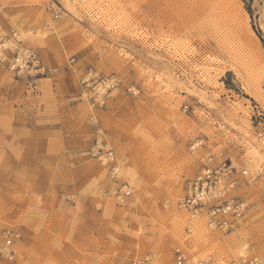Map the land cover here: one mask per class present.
I'll return each mask as SVG.
<instances>
[{"label": "rangeland", "instance_id": "obj_1", "mask_svg": "<svg viewBox=\"0 0 264 264\" xmlns=\"http://www.w3.org/2000/svg\"><path fill=\"white\" fill-rule=\"evenodd\" d=\"M0 8L7 60L27 47L51 69L0 62V242L20 235L14 264H176L177 247L190 262H264V0ZM220 154L247 173L232 190L242 214L211 230L180 201Z\"/></svg>", "mask_w": 264, "mask_h": 264}, {"label": "built area", "instance_id": "obj_2", "mask_svg": "<svg viewBox=\"0 0 264 264\" xmlns=\"http://www.w3.org/2000/svg\"><path fill=\"white\" fill-rule=\"evenodd\" d=\"M6 49L3 44L0 49V62L6 63L18 76L45 75L51 71L43 63L40 55L32 49L16 47L15 55L10 60H7L4 51ZM187 109L188 105L185 104V110ZM217 158L218 156H209L201 172L186 181L184 197L180 201V206L190 211L192 217L204 215L206 226L211 230L229 229L234 224L233 219L242 214V205L232 190L237 187L239 176L242 177L247 173L245 169L236 170L231 161L223 158L222 154L220 160ZM129 194L130 192L126 191L120 198L123 199ZM3 236L4 241L0 242V264H14L15 241L20 235L14 230L7 229ZM5 260L10 263H6ZM175 262L176 264H212L210 261L190 262L186 251L181 247L175 249ZM132 264H150V259L147 256L141 260H134ZM239 264H264V262L255 256H243Z\"/></svg>", "mask_w": 264, "mask_h": 264}, {"label": "bare ground", "instance_id": "obj_3", "mask_svg": "<svg viewBox=\"0 0 264 264\" xmlns=\"http://www.w3.org/2000/svg\"><path fill=\"white\" fill-rule=\"evenodd\" d=\"M169 80V79H168ZM247 251H248V249H247ZM249 252V251H248ZM261 259V258H260Z\"/></svg>", "mask_w": 264, "mask_h": 264}]
</instances>
